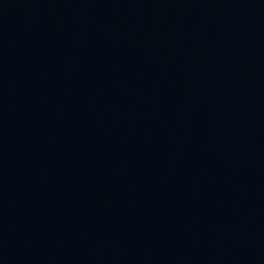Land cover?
I'll return each instance as SVG.
<instances>
[{
	"label": "water",
	"instance_id": "obj_1",
	"mask_svg": "<svg viewBox=\"0 0 264 264\" xmlns=\"http://www.w3.org/2000/svg\"><path fill=\"white\" fill-rule=\"evenodd\" d=\"M0 264H264V0H0Z\"/></svg>",
	"mask_w": 264,
	"mask_h": 264
}]
</instances>
